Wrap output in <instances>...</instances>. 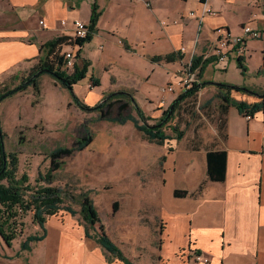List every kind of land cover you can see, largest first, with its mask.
<instances>
[{"label": "crops", "instance_id": "obj_1", "mask_svg": "<svg viewBox=\"0 0 264 264\" xmlns=\"http://www.w3.org/2000/svg\"><path fill=\"white\" fill-rule=\"evenodd\" d=\"M94 3L102 13L98 31L77 59L78 64L85 58L91 61L84 78L89 77L86 100L92 102L114 91L131 92L146 115L153 116L154 111L148 109L162 106L160 87L194 57L203 56L217 39L216 29L225 27L239 35L246 24L264 27V1L259 0H210L215 10L210 15L203 14L202 0H0V78L18 75L25 66L30 71L41 55V45L58 36L72 37L76 20L89 23ZM191 11L196 14L190 15ZM245 45L242 56L231 49L225 61L209 59L202 71L197 67L201 87L196 107L203 125L192 129L190 149L185 150L190 162L184 166L191 176L202 166L203 174L182 188L195 192L204 182V189L198 196L170 200L166 244L161 247L167 264H205L177 256L181 247L189 246L208 257L209 264H264V109L248 117L224 100L219 87V83H229L256 91L229 93L231 99L249 104L264 98V32L247 39ZM175 52L183 57L172 62L152 60ZM240 57L247 68L245 74L238 64ZM231 68L242 74L240 82L227 76ZM47 75L52 88L60 91L57 80L43 74L41 94L42 78ZM92 77L100 85L91 90ZM81 81L73 86L75 93L82 94ZM176 97L169 95L168 103ZM69 104L75 105L73 100ZM211 150L226 151L224 181L208 179L207 153ZM175 158H167L169 165H175ZM175 189H171L173 195ZM45 227V238L31 242L28 248L22 247L26 238L43 231L20 237L21 232L11 244L0 234V264H126L89 237L85 223L49 218Z\"/></svg>", "mask_w": 264, "mask_h": 264}, {"label": "rangeland", "instance_id": "obj_2", "mask_svg": "<svg viewBox=\"0 0 264 264\" xmlns=\"http://www.w3.org/2000/svg\"><path fill=\"white\" fill-rule=\"evenodd\" d=\"M259 53L255 55L256 58ZM28 73L29 68L25 66L18 76ZM227 76L236 82H240L243 77L234 68L229 70ZM48 79L49 75L42 78L43 95L37 98L31 86L0 102L5 149L18 154V176L26 173L33 186L47 185L46 182L39 181V174L48 171L51 151L58 146L74 145L85 133L84 124H87L88 131L93 134V141L71 156L63 157L62 168L55 172L52 185L64 188L68 195L90 191L105 229L135 264H147L151 261L158 264L159 260L160 263L167 264L162 258L161 247L166 244L167 208L172 206L170 200L174 196L171 189L180 186L183 189L193 177L199 178V173L200 177L203 174L202 166L192 176L184 166V162H190L185 150L190 149L189 136L192 129L203 125L196 107L199 97L184 102L185 110L180 121L179 117L172 121H178L181 129L190 128L188 137L182 141L168 139L164 145H158L146 140L132 121L115 123L101 118L99 107L84 111L77 105H70L71 91L64 87L62 89V86L60 91L57 88L55 90ZM88 81L89 77L80 82L82 94L76 92L84 102L87 101L85 90ZM19 82L18 79L4 75L0 78V88L3 89V85L14 87ZM92 87L93 80L89 88L92 90ZM103 99L101 97L85 103L96 106ZM175 99L148 109L155 113L154 116L147 114L150 117L149 123L159 119ZM132 112L136 115L134 110ZM117 113L118 109L115 108L112 116ZM166 132L173 134L170 127H167ZM168 157L170 161L176 157L175 165H169ZM64 204L72 206L77 213L71 214L66 209H60L53 215H47L46 221L49 218H67L84 225L80 214L81 206L71 196L66 198ZM18 216L14 226L18 233L22 231L20 237L35 231L42 233L33 220V211L21 212ZM198 253L190 246L181 247L177 256L183 260L187 257L196 261L195 254Z\"/></svg>", "mask_w": 264, "mask_h": 264}, {"label": "trees", "instance_id": "obj_3", "mask_svg": "<svg viewBox=\"0 0 264 264\" xmlns=\"http://www.w3.org/2000/svg\"><path fill=\"white\" fill-rule=\"evenodd\" d=\"M101 14L98 5L94 3L92 6V15L88 23V33L85 38H78L73 41V37L58 36L41 45V55L39 56L38 62L31 68L29 73L25 76H12L13 78L20 80L19 84L14 87L3 85L4 88H0V102L18 92L27 90L31 86L33 87L35 97H39L41 95L40 78L43 74H50L62 87L68 88L71 91L74 104L82 110H96L97 108L95 109V107L98 106V110L101 112V118L120 124L132 121L135 127L143 133L144 138L151 143L164 145L168 139L181 141L185 137L186 129H181L178 121L175 123H172V121L176 117H179L180 121V116L182 115L183 110H185L183 103L191 99H196L201 84H196L186 92L180 94L173 102L174 107L172 111L170 112V106L154 123H149L148 120L150 117L146 115L143 109L139 106L131 92H110L105 95L100 105L89 106L76 95L73 89H70V86L73 87L87 76L91 61L86 58L82 60L81 64H78L76 61L74 70L70 73V71L64 68L65 57L63 50L66 46L76 43L78 46L77 59L80 58L82 47L84 44L91 41L98 31L97 24ZM182 57L183 55L180 52H175L166 55H156L152 57V60H165L172 62ZM206 61L208 60L203 61L202 57H194L191 61V68L196 69L197 67H200L202 71ZM238 62L242 73L245 74L247 68L243 64V58L240 57ZM92 80L94 86L100 85L99 79L92 77ZM204 84L205 83H203V85ZM219 87L221 88L224 100L228 103H233V105L245 115L253 116L259 110L264 109V98L253 104L231 99L229 93L235 89L238 91L256 92L248 87L229 83H219ZM262 97H264V95ZM115 108L118 109V113L116 116H112ZM131 109L136 112V115H134ZM127 111L129 112L127 113ZM167 127L172 129V135L166 132ZM84 129L85 133L77 139L74 145L71 147L58 146L51 151V165L48 171L45 174H39V181H44L47 185L41 184L33 186L28 174L24 173L22 176H18L19 157L17 153L6 151L4 143L5 132L0 121V234L8 244H11L12 240L22 232L18 233L14 226L17 218H19L18 215L21 212L27 213V211H33V220L40 225L43 233L29 235L23 242L22 247L28 248L31 242L43 240L46 235L45 222L47 215H53L60 209H66L71 214L77 213L72 206L64 204L66 198L71 196V198L81 206L80 214L85 222L87 235L95 239L107 249L111 255L124 261L126 264H133L125 256L122 249L107 234L105 226L101 221L99 211L94 204V200L90 196V191H84L78 195H68L64 188L52 185L55 172L62 168L63 157L71 156L74 152L84 149L93 141V134L88 131L87 124H84ZM226 158L225 150L208 151L207 175L209 180H225ZM203 189L204 182L195 192L191 193L186 189L176 188L174 196H198Z\"/></svg>", "mask_w": 264, "mask_h": 264}, {"label": "built area", "instance_id": "obj_4", "mask_svg": "<svg viewBox=\"0 0 264 264\" xmlns=\"http://www.w3.org/2000/svg\"><path fill=\"white\" fill-rule=\"evenodd\" d=\"M264 1V0H259ZM203 2V14L210 15L214 14L215 10L210 5V0H202ZM190 15H195L194 11L189 13ZM43 23V20L41 21ZM75 32L73 41L78 38H85L88 33V23L82 20L74 21ZM217 39L211 42L208 46L206 52H204L202 58L203 60L214 59L215 61H225L228 57L229 51L234 49L236 54L242 56L246 52V41L249 38H258L264 32V27L258 28L251 24H246L243 26V32L239 35H232L228 32L225 27H219L216 29ZM77 44L74 43L70 45L69 48L63 50L65 57L64 68L68 71L74 69L75 63L77 61ZM184 49V48H183ZM200 69H192L191 63L185 66L183 69L179 70L175 75V78L160 87V102L161 105L167 102L169 95H177L186 92L188 89L192 88L196 84H200ZM251 117L250 115H247ZM195 259L202 261L205 264L210 262V259L202 254H195Z\"/></svg>", "mask_w": 264, "mask_h": 264}, {"label": "water", "instance_id": "obj_5", "mask_svg": "<svg viewBox=\"0 0 264 264\" xmlns=\"http://www.w3.org/2000/svg\"><path fill=\"white\" fill-rule=\"evenodd\" d=\"M70 89H73V87L70 86ZM263 95H264V94H263ZM173 107H174V103L171 105L170 112L172 111ZM96 108H98V106H96L95 109H96Z\"/></svg>", "mask_w": 264, "mask_h": 264}]
</instances>
